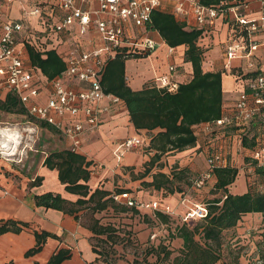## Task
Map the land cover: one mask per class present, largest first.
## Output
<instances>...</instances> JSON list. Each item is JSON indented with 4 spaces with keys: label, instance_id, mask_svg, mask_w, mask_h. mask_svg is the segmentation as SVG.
Wrapping results in <instances>:
<instances>
[{
    "label": "built area",
    "instance_id": "built-area-1",
    "mask_svg": "<svg viewBox=\"0 0 264 264\" xmlns=\"http://www.w3.org/2000/svg\"><path fill=\"white\" fill-rule=\"evenodd\" d=\"M14 1L18 0H0V98L15 94L30 116L53 126L67 140L68 148L80 153L85 135L97 130L104 116L122 103L119 96L104 90L108 63L118 55L156 48L157 41L144 33L157 31L149 23L153 11L162 9L163 0H32L34 5L24 8L23 18L40 16L44 30L30 27L26 19L4 17L3 8ZM170 1L177 14L185 19L192 15L199 28H210L217 19L228 23L224 69L244 84L230 112L202 124L203 131L210 135L203 147L210 172L195 179L194 185L200 188L216 168L232 164L233 145L244 149L245 139L253 141L251 147L246 146L252 160L264 166V70L257 61V51L264 44L258 39L264 32V0H258L263 12L256 16L249 13L251 0H219L213 4L202 0ZM133 26L139 31L134 32ZM54 40H58L57 47L66 45L62 54L65 68L51 78L32 63L28 48L46 51L47 42ZM169 52L173 53L174 47H169ZM237 68L245 77L234 73ZM175 70L171 64L170 73L154 84L176 91ZM143 143L140 138H129L118 145L114 154L120 160L125 152ZM111 197L150 213L176 214L175 207L161 198L145 200L130 190L114 191ZM207 213L204 203L195 204L184 219L199 220Z\"/></svg>",
    "mask_w": 264,
    "mask_h": 264
},
{
    "label": "trees",
    "instance_id": "trees-1",
    "mask_svg": "<svg viewBox=\"0 0 264 264\" xmlns=\"http://www.w3.org/2000/svg\"><path fill=\"white\" fill-rule=\"evenodd\" d=\"M202 2L213 4L218 3L219 0H202ZM149 27L158 30L169 46H186L184 61L191 63L193 72L191 79L180 83L176 92H169L154 85L134 90L126 81L125 57L118 56L109 62L103 78L104 90L120 96L125 101L130 119L136 129L149 131L158 129L147 145L154 150V154L145 162V168L139 174V178L151 174L153 168L168 152L186 149H189L191 153L194 152L197 149L198 138L193 126L221 117L224 101L225 71H205L203 68L204 51L198 44L203 34L202 28H187L186 24L178 20L174 14L161 10L153 11ZM42 55V52L30 48L32 62L41 67L49 77H55L65 68L64 62L54 50L47 51L45 58ZM0 110L24 113L39 122L40 126L55 129L48 123L30 116L12 92L8 93L4 99L0 98ZM243 143L248 147L253 145V141L249 143L247 139ZM254 163L256 172L264 177V166H258L256 161ZM44 165L50 169H57L58 178L65 185V190L77 197L71 200L61 193L48 191L34 196L37 206L63 211L73 215L77 221L80 218V211L85 207L93 212H99L106 209L112 201L114 205H119L125 210L141 211L113 200L110 190L100 187L93 189L89 184L91 161L81 153L72 152L69 148H56L48 153ZM213 174L216 176L215 189L220 195L204 203L208 211L204 218L194 221H186L183 218L184 222L177 226L173 235L181 238L183 244L172 264H217L221 258V245L225 232L235 228L248 213L264 215V191L253 192L250 188L244 193H235L231 190L239 176L238 167L229 164L216 168ZM152 177L151 181H143V183L158 190L167 188L171 192L175 191L171 175L157 171L152 174ZM42 179L41 176H37L29 185H39ZM153 214L162 221H168L172 216L159 211ZM191 221L195 222L193 226L189 224ZM30 226L29 222L0 219V235L9 231L21 232ZM85 228L91 234L90 241L92 234L102 235L109 231L108 227L101 225L96 218ZM34 234L36 244L26 252L27 256L38 253L48 237L57 238L56 234L48 231L34 230ZM92 248L99 258L101 252L94 245ZM170 254V251H166L165 256L169 257ZM70 257L71 250L61 248L52 255L47 264H62Z\"/></svg>",
    "mask_w": 264,
    "mask_h": 264
},
{
    "label": "crops",
    "instance_id": "crops-1",
    "mask_svg": "<svg viewBox=\"0 0 264 264\" xmlns=\"http://www.w3.org/2000/svg\"><path fill=\"white\" fill-rule=\"evenodd\" d=\"M27 1L29 0H21L20 2L26 3ZM17 4H14L12 7L8 5L7 8H3V11L5 10L3 12V16L16 20L26 19L25 17L23 18L24 9L20 10L19 8L23 5H20L19 2H17ZM95 5H97V2H95ZM160 10L174 14L178 20L186 24L187 28H199L192 15H189L188 18L185 19L182 15L177 14L174 9V3L170 0H163L162 9ZM263 11L260 9L258 0H251L250 15L256 16ZM27 24L30 27L36 28L32 22L31 16L30 19L27 20ZM132 29L134 32L139 31V28L134 26ZM92 32L96 34V32ZM144 34L152 36L157 41L155 49L143 53L140 52L138 54L133 53L125 56L118 55L123 56L126 59L125 75L128 85L134 90H141L147 85L156 86L154 84L155 80L170 73L169 66L171 64L176 66V70L173 72V79L178 82V87L180 83L189 81L192 77L193 69L190 62L184 61L186 46L181 45L174 47V52L170 53L169 47L171 46L164 41L158 30L146 32ZM228 34L229 25L222 19H217L216 24L210 28H203V34L199 38L198 44L204 51L203 68L205 71L224 70L223 50L224 42ZM258 39L264 41V32L258 36ZM57 43L58 40L47 42L46 51H40L35 47L30 46L28 48L29 55L30 48H34V50L42 52V56L44 58L47 56V51L54 50L64 62L62 54L65 52L64 50L66 49V45L60 44L57 47ZM257 57L260 69L264 70V44H262L260 49L257 51ZM239 63V61L235 62L236 65ZM34 65L39 68L43 75L48 76L44 73L41 67L36 64ZM243 65L246 67L245 60L243 61ZM183 67H185L184 70ZM235 70L236 71L234 73L236 75L245 77L241 74L240 69L237 68ZM224 77L230 79L225 81ZM235 78H237V76L231 75L229 72L223 76L224 101L222 114L230 112L232 106L237 100L239 92L244 88L241 78L238 80ZM156 87L160 88L158 86ZM160 89L167 90L166 88ZM203 123L193 126L194 132L198 138V149L194 150V152L203 150L206 140L210 136L206 131H203ZM11 129L13 131V128ZM5 131L8 130L0 127V132L4 133ZM157 131L158 129L153 131L136 129L130 119L127 105L122 99L121 104L116 105L104 116V121L97 130L85 135L80 153L85 155L87 160L91 161V165L89 166V169L91 170V178L89 180L90 186L93 189L100 187L114 192L113 189L116 187V184H120V187L123 188L130 187V185L134 184V181L132 180L127 181L126 179H118L117 181L116 178L120 174L128 176V173H126L127 169L122 168V166L134 168L133 170L141 169L140 166L146 162V157L144 158V155L142 156L141 152H143L146 156L148 154H154L153 149H144L143 146L149 145L151 137ZM58 133L62 137V144L65 145V147L56 148H68L67 140L60 132ZM148 133L152 136H148ZM129 138H140L144 143L125 152L122 158L118 160L114 152L121 142ZM247 141L249 143L252 142L251 140ZM200 147L201 149H199ZM237 148L238 147H236V145H233V155H240L241 153H244L245 155L250 156L249 150L246 146H244V149L238 150ZM186 151L187 153L190 152L189 149ZM184 152L185 151L180 153L183 154ZM18 153L19 154L16 156V159L9 158L12 154L2 153V156H0V219H15L29 222L31 226L23 229L21 232L9 231L0 235V264H47L52 255L61 248L71 250V257L64 260L62 264H99L97 259L98 255L93 251L90 241L91 234L87 228L77 221L73 215L57 209L37 206L35 203V195L48 191L61 193L64 197L71 200H75L77 197L65 190V185L61 183L58 178L57 169H50L44 165V160L48 155L47 150L39 152V150L35 151L34 149H25L19 150ZM180 153H178L177 156H179ZM119 162L121 163L119 164ZM205 162L207 163L206 156ZM190 165L191 167H196L195 163H191ZM158 171H163V169L160 168ZM154 172H157V170H153L149 175L152 176ZM37 176H41L43 178L42 182L39 185L30 186V182L34 181ZM238 177L235 183H233L231 190L235 193H244L248 190V187L247 185L244 186L243 183L238 180ZM152 179L153 177H151L149 181ZM240 188L241 191H238ZM153 189L155 190L153 195H149V193L148 198H142L145 200L161 198L165 204H170L175 207V215L180 213L184 215L188 209L193 207V205L202 203L190 201V199L186 196H180L178 203L172 204L173 199H175L174 197L171 195L166 196L164 192H160L155 188ZM179 208H181V211ZM259 214L262 215V213H248L244 215L243 219L239 222V226L244 220H246L247 217H253V215ZM34 230L39 232L48 231L54 233L57 235V238L48 237L43 245V248L38 253L27 256L26 252L36 244ZM241 261L243 264H247V260H245V258H241Z\"/></svg>",
    "mask_w": 264,
    "mask_h": 264
},
{
    "label": "rangeland",
    "instance_id": "rangeland-1",
    "mask_svg": "<svg viewBox=\"0 0 264 264\" xmlns=\"http://www.w3.org/2000/svg\"><path fill=\"white\" fill-rule=\"evenodd\" d=\"M17 2L19 1L12 2L10 6H14ZM19 4L23 5L19 7L22 10L24 8L29 9L34 5V2L29 0V2H19ZM28 19H30V16L26 18V20ZM31 19L37 29H45L40 25V16H31ZM184 69L185 67H183ZM224 71V75H226L227 72L225 69ZM224 79L227 81L230 78L224 77ZM3 95L5 96V93ZM0 127L13 128L14 130H11V132L18 135L17 139L19 141L16 143L14 140H10V136L7 137V134L0 132V156H2V153L12 154L9 158L16 159L19 150L34 149L35 151L39 150V152L47 150L49 153L56 147H65L62 144V137L55 129L40 126L39 122L24 113L0 110ZM11 132L8 135L12 134ZM150 135L148 133V136ZM5 144L7 146L3 147L2 145ZM143 147L144 149L150 148L149 146ZM186 150L183 154L180 153L183 151H172L164 154L162 160L155 166L156 168H153L154 171H158L160 168L163 169V172L171 175L174 180V192L167 188L158 191L164 192L166 196L171 195L174 197L172 204L178 203L180 196H186L190 201L202 203L219 196L220 193L215 189L216 176L214 174L205 178L200 188L194 185L195 179L202 178L210 172L208 164L205 162V152L201 150L187 153ZM141 153L144 158L146 157V161L152 156ZM178 153H180L179 156H177ZM231 159L233 160V166L239 168L238 180L244 186L247 185L248 189L251 188L253 192L264 191V177L256 172V165L249 155L244 153L235 154ZM191 163H195L196 167H191ZM144 165L145 163L138 170L122 166V168L127 169L128 176L120 174L116 178L117 181L118 179L132 180L134 184L126 188L116 184L113 191L129 189L139 192L138 195L140 194L142 197L148 198L149 193V195H153L155 192L153 187L143 183V181H149L152 176L139 178V174L145 168ZM238 191H241V188ZM179 210L181 211V208ZM95 218L99 220L101 225L108 227L109 230L102 235L92 234L91 237L92 245L101 252V256L98 258L99 264H172L174 257L178 255L182 248V239L173 235L177 226L184 222L182 213L170 216L168 221H162L150 211L134 212L131 209L125 210L119 205H114L113 201L106 209L99 212H93L88 207L80 211L79 222L84 227L91 224ZM194 223L191 221L189 224L193 226ZM238 226L239 223L235 228L225 232L221 245V258L217 264H243L241 258H245L247 264H264V215L247 217L239 228ZM166 251L171 252L169 257L165 256Z\"/></svg>",
    "mask_w": 264,
    "mask_h": 264
},
{
    "label": "bare ground",
    "instance_id": "bare-ground-1",
    "mask_svg": "<svg viewBox=\"0 0 264 264\" xmlns=\"http://www.w3.org/2000/svg\"><path fill=\"white\" fill-rule=\"evenodd\" d=\"M6 128H7V129H6ZM4 129H5V130H8V133L11 132V130H12L10 127H4ZM13 130H14V129H13ZM6 132H7V131H5L4 133L7 134V137H8V136L11 137L10 140H14L16 143L19 142L18 139H17L18 135H17L15 132H14V133L11 132L12 134H9V135H8V133H6ZM7 141H8V140H7ZM2 146H3V147H6L7 145L5 144V145H2Z\"/></svg>",
    "mask_w": 264,
    "mask_h": 264
}]
</instances>
